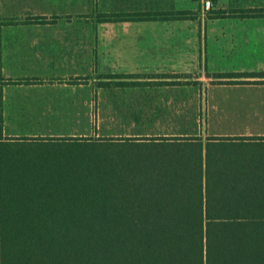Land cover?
Instances as JSON below:
<instances>
[{
	"label": "trees",
	"instance_id": "trees-1",
	"mask_svg": "<svg viewBox=\"0 0 264 264\" xmlns=\"http://www.w3.org/2000/svg\"><path fill=\"white\" fill-rule=\"evenodd\" d=\"M50 138L153 156L135 167L70 166L59 183L39 173L16 180L0 169V264H264V171L212 162L213 145L259 144L264 136ZM246 173L263 176L239 178Z\"/></svg>",
	"mask_w": 264,
	"mask_h": 264
},
{
	"label": "crops",
	"instance_id": "crops-1",
	"mask_svg": "<svg viewBox=\"0 0 264 264\" xmlns=\"http://www.w3.org/2000/svg\"><path fill=\"white\" fill-rule=\"evenodd\" d=\"M211 2L0 0V141L14 115L95 106L127 81L202 105L212 87L264 89V0Z\"/></svg>",
	"mask_w": 264,
	"mask_h": 264
},
{
	"label": "rangeland",
	"instance_id": "rangeland-1",
	"mask_svg": "<svg viewBox=\"0 0 264 264\" xmlns=\"http://www.w3.org/2000/svg\"><path fill=\"white\" fill-rule=\"evenodd\" d=\"M136 84L127 81L117 84L113 91L101 89L95 106L61 105L46 108L43 114L14 115L6 125L7 131L16 138L41 135L42 139L1 143L0 169L5 175L13 171L16 180L39 173L41 178L58 182L70 166L135 167L140 162L150 163L153 156L145 148L126 145L82 150L85 148L68 146L51 136H189L205 143L211 136L264 134V89L212 87L204 92L207 95L202 105V91L196 89H155L148 83L139 89ZM212 162L228 171L262 172L264 143L213 145ZM262 176L246 173L239 178Z\"/></svg>",
	"mask_w": 264,
	"mask_h": 264
},
{
	"label": "built area",
	"instance_id": "built-area-1",
	"mask_svg": "<svg viewBox=\"0 0 264 264\" xmlns=\"http://www.w3.org/2000/svg\"><path fill=\"white\" fill-rule=\"evenodd\" d=\"M200 1L205 4L206 9H209L212 4L211 0H200Z\"/></svg>",
	"mask_w": 264,
	"mask_h": 264
}]
</instances>
